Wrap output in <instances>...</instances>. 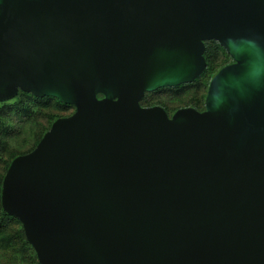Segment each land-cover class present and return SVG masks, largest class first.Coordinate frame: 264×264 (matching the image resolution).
Here are the masks:
<instances>
[{
	"label": "water",
	"instance_id": "95a60500",
	"mask_svg": "<svg viewBox=\"0 0 264 264\" xmlns=\"http://www.w3.org/2000/svg\"><path fill=\"white\" fill-rule=\"evenodd\" d=\"M232 62L204 109L146 92ZM58 117L0 189L39 264H264V0H0V102Z\"/></svg>",
	"mask_w": 264,
	"mask_h": 264
},
{
	"label": "rangeland",
	"instance_id": "374dc122",
	"mask_svg": "<svg viewBox=\"0 0 264 264\" xmlns=\"http://www.w3.org/2000/svg\"><path fill=\"white\" fill-rule=\"evenodd\" d=\"M206 54L211 71L230 63L224 49L214 40H207ZM210 74L195 82L147 92L141 99L143 106L161 105L171 114L177 108L193 106L203 110ZM74 112L70 104L54 97H35L18 91L16 96L0 102V178L13 156L30 151L57 117ZM0 264H38L35 252L20 234V225L0 212Z\"/></svg>",
	"mask_w": 264,
	"mask_h": 264
},
{
	"label": "trees",
	"instance_id": "16d2710c",
	"mask_svg": "<svg viewBox=\"0 0 264 264\" xmlns=\"http://www.w3.org/2000/svg\"><path fill=\"white\" fill-rule=\"evenodd\" d=\"M206 42L207 41H204V45H205V49H204V53H203V55H204V58H205V60H206V68H205V70L196 78V79H194L193 81H191V82H195V81H197V80H199L200 78H202V77H204L207 73H209L210 74V76H209V80H210V78H211V76L213 75V73L215 72V71H217L220 67H222V66H224V65H226V64H223L222 66H219L218 68H216L215 70H213V71H211V65H210V62H209V60H208V58H207V54H206ZM218 44V43H217ZM219 45V44H218ZM220 46V45H219ZM223 48V47H222ZM225 51V50H224ZM227 54V53H226ZM228 55V54H227ZM228 57H229V55H228ZM230 58V57H229ZM231 59V58H230ZM232 62V60L230 61V63ZM228 64V63H227ZM209 80H208V83H209ZM190 83V82H189ZM207 86H208V84H207ZM147 93V92H146ZM145 93V94H146ZM144 94V95H145ZM140 104H141V100H140ZM142 105V104H141ZM143 106V105H142ZM161 106V105H160ZM188 107V106H187ZM191 107H193V106H191ZM164 108V107H163ZM195 108V107H194ZM178 109V108H177ZM204 109V108H203ZM166 111V110H165ZM175 111V110H174ZM199 111H201V110H199ZM167 112V111H166ZM168 113V112H167ZM168 115H170L169 113H168ZM58 118V117H57ZM56 119V118H55ZM40 140V139H39ZM38 140V141H39ZM38 141H37V143H38ZM36 143V144H37ZM35 144V145H36ZM35 147V146H34ZM33 147V148H34ZM32 148V149H33ZM31 149V150H32ZM30 150V151H31ZM29 152V151H28ZM25 153H27V152H25ZM25 153H23V154H25ZM15 156H13L12 158H11V160L14 158ZM10 160V161H11ZM10 163V162H9ZM7 167H8V165L6 166V168H5V172H6V169H7ZM5 172H4V174H5ZM4 174L1 176V178H0V189H1V182H2V179H3V176H4ZM0 212H1V214L3 215V217L5 216V217H7V218H12V219H14V220H16L17 221V223H19V225H20V234H21V237H22V239H23V241H24V244L25 245H28V246H30L31 248H32V246L26 241V239H25V236H24V232H23V229H22V225H21V223L18 221V219H16L15 217H13V216H11V215H9V214H7L6 212H4L3 211V209H2V207H1V204H0ZM32 250H33V248H32ZM35 259H37V257H36V254H35ZM38 261V260H37ZM39 264V263H38Z\"/></svg>",
	"mask_w": 264,
	"mask_h": 264
}]
</instances>
